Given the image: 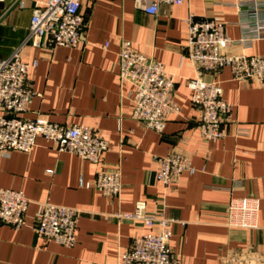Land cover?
<instances>
[{
  "label": "crops",
  "instance_id": "1",
  "mask_svg": "<svg viewBox=\"0 0 264 264\" xmlns=\"http://www.w3.org/2000/svg\"><path fill=\"white\" fill-rule=\"evenodd\" d=\"M228 3L186 0L162 5L152 15L136 8L134 0H81L84 40L77 47L23 49L26 63L37 62L29 70L28 85L38 95L20 116L43 115L64 126L96 128L110 149L102 164H94L59 153L52 141L39 136L30 153L0 154V189L22 191L31 200L25 226L0 225V264H118L135 236L160 231L158 225L116 217L133 212L140 201L149 213L161 212L175 221L170 246L183 264H264V85L236 81L229 68L203 74L205 81L223 87V98L233 108L223 125L227 135L216 142L202 138L199 110L188 87L197 75L188 57L189 16L196 21L220 16L229 37L238 39L239 18ZM32 7L31 0L24 9L14 0L0 2V60L26 40ZM122 40L162 62L175 76L174 100L181 113L169 119L163 134L133 118L134 89L119 75ZM245 53L264 55V40ZM239 128L248 134L238 135ZM172 148L191 156L197 172L183 174L166 188L157 179L155 157L166 156ZM118 165L123 184L118 198L81 183L92 182L101 166ZM246 196L261 201L257 228L229 227L231 199ZM46 202L81 210L74 247L37 235L36 218ZM234 257L238 260L232 263Z\"/></svg>",
  "mask_w": 264,
  "mask_h": 264
},
{
  "label": "built area",
  "instance_id": "2",
  "mask_svg": "<svg viewBox=\"0 0 264 264\" xmlns=\"http://www.w3.org/2000/svg\"><path fill=\"white\" fill-rule=\"evenodd\" d=\"M5 0H0L4 2ZM28 0H14L24 9ZM32 17L26 40L12 55L0 60V154L9 156L13 151L30 153L39 136L53 142L59 153H71L94 164H102V155L110 149L109 141L98 129L54 123L47 116L26 119L33 98L38 95L28 85V74L34 64L23 60V49L32 45L52 49L75 48L84 40L85 18L81 13V0H31ZM186 0H134L135 7L148 14L157 15L162 5H180ZM239 18L241 36L232 39L227 34V23L220 17L196 21L188 19V57L196 70V77L188 81L192 104L199 110L197 120L202 138L216 142L226 137L223 127L232 113V105L223 98V87L214 81H205L204 73L229 68L236 81L255 80L264 85V55H248V50L259 40H264V1L228 0ZM108 45H106L107 47ZM241 50L242 53H236ZM120 79L133 86V118L147 129L163 134L172 116L181 113L174 100L175 76L165 65L135 49L129 40H122L119 53ZM238 135L248 130L239 128ZM159 165L157 179L166 188L183 174L197 172L192 157L172 148L166 156H156ZM81 183L95 188L106 197L121 195L122 171L101 166L92 182ZM31 200L19 190L0 189V225L20 229L27 224ZM261 201L255 196L233 197L228 205V226L255 229L258 226ZM81 210L49 202L42 203L36 218L35 231L47 241L66 247L77 244V231ZM122 220L142 222L147 226L158 225V233L135 236L131 248L120 254L118 264H183L174 254L170 241L173 236V219L164 213L147 211L146 203L137 202L131 213H120ZM234 257L231 261L236 262Z\"/></svg>",
  "mask_w": 264,
  "mask_h": 264
}]
</instances>
